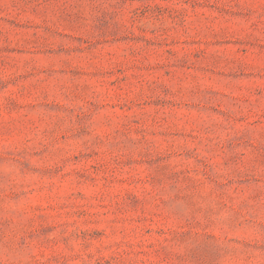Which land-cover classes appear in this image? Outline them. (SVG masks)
Segmentation results:
<instances>
[{"label": "rangeland", "instance_id": "obj_1", "mask_svg": "<svg viewBox=\"0 0 264 264\" xmlns=\"http://www.w3.org/2000/svg\"><path fill=\"white\" fill-rule=\"evenodd\" d=\"M0 264H264V0H0Z\"/></svg>", "mask_w": 264, "mask_h": 264}]
</instances>
